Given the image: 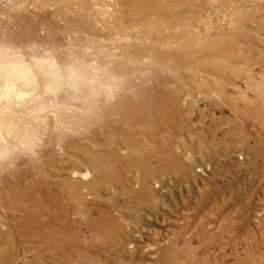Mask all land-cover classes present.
<instances>
[{
  "label": "rangeland",
  "instance_id": "rangeland-1",
  "mask_svg": "<svg viewBox=\"0 0 264 264\" xmlns=\"http://www.w3.org/2000/svg\"><path fill=\"white\" fill-rule=\"evenodd\" d=\"M192 1L160 33L121 17L120 0H0V243L12 264H264V0ZM182 42L190 56L177 59ZM126 81H164L180 98L157 143L99 115ZM131 137L144 162L111 179L92 168L74 202L59 184L74 181L67 161L109 146L130 161ZM42 173L68 195L69 262L31 242L32 221L6 202Z\"/></svg>",
  "mask_w": 264,
  "mask_h": 264
},
{
  "label": "bare ground",
  "instance_id": "bare-ground-1",
  "mask_svg": "<svg viewBox=\"0 0 264 264\" xmlns=\"http://www.w3.org/2000/svg\"><path fill=\"white\" fill-rule=\"evenodd\" d=\"M194 5L195 2L192 0H120V6L122 7L120 15L133 23L147 25L154 32L159 31L161 33L160 28L173 24L178 15L179 18L181 16L187 18L186 11H191ZM175 11L179 12L176 13ZM151 19H154L155 22ZM173 34L175 37L176 33L174 31ZM178 45L179 52L174 54L175 58L180 59L183 55L184 57H189L190 54L186 55L183 53L184 50L190 47V44L182 42ZM157 53L158 55L165 54L160 48ZM201 53L211 59L213 58L211 62L214 63V66L219 65L215 59L217 55L223 54L230 58L235 54L226 46L222 47L220 54L209 49H204ZM137 56L136 54L134 57L138 59ZM167 90L168 85L164 81H158L152 89L126 81L119 96H114L111 100H107L108 102L99 103L97 107L98 113L105 120L107 127L120 124L130 130L148 134L151 137L150 139L157 143L159 138L158 131L165 127V122L175 125L174 119L179 111L180 98L175 93ZM184 102H186V99ZM126 140V145L132 153L130 161L122 159L119 150L114 146H109L94 154L90 152L91 149L85 148L78 151L76 158L67 161L71 168V179H74V181L66 183V180H60L59 184L65 186L66 191L69 192V196L74 202L80 203V181L88 180L91 177L90 170L92 168L97 167L103 178L111 179L123 176L131 163L135 161L138 163L144 162L145 156L138 149V140L135 137ZM158 150L151 152L152 157L161 158L160 150ZM42 175L43 181L31 185L28 192L21 186H12L11 194L7 196L6 202L12 208H15L14 210L24 212L25 216L32 221L31 223L26 218L23 220L29 227L26 230V234L31 242L39 243V249L48 252L52 261L63 259V261L69 262L68 255L64 254V250L61 247L69 246L75 248L79 243L74 234L69 232L70 226L63 219L64 205L68 195H66L64 190L61 192L64 195L57 196L54 194L53 188L56 183L47 180V176L43 173ZM22 183L25 182L23 181ZM28 222L31 224L35 222L34 228ZM112 223L113 219L105 214L101 216L98 222L104 227ZM3 249L5 247L0 243V263L6 261L8 264H12L14 260L13 253L7 255ZM33 264L42 263L37 259Z\"/></svg>",
  "mask_w": 264,
  "mask_h": 264
}]
</instances>
